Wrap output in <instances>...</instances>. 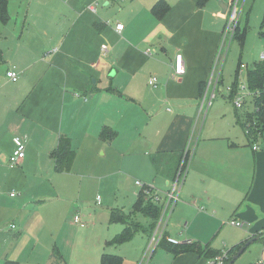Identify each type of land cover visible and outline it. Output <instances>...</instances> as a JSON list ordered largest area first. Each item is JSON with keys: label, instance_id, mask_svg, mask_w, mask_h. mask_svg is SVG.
Segmentation results:
<instances>
[{"label": "crops", "instance_id": "0c3cea01", "mask_svg": "<svg viewBox=\"0 0 264 264\" xmlns=\"http://www.w3.org/2000/svg\"><path fill=\"white\" fill-rule=\"evenodd\" d=\"M157 1L9 0V19L0 22V264H98L105 242L120 232L97 238L95 246L60 233L70 226L84 230L70 222L72 206L62 217L67 201L51 155L60 136L70 139L74 173L91 169L85 157L100 141L117 145L121 154L143 148L155 177L152 184L143 182L162 192L189 142L166 233L211 253L264 234V149H250L233 113L200 107L233 0H207L201 7L196 0H162L168 5L162 17L151 11ZM116 23L123 28L116 30ZM176 53L186 68L178 79L171 77ZM8 70L16 80L6 77ZM151 75L155 86L148 84ZM217 114L221 122L209 125ZM104 126L116 132L113 141L99 138ZM15 136L22 139L24 157L12 165ZM231 219L243 226L230 225ZM216 234L223 246L212 243ZM22 239L24 247L10 243ZM157 248L161 261L152 260V253L144 264L208 259L160 247L171 254L163 261L165 250ZM138 258L133 264H140ZM232 264H264V237Z\"/></svg>", "mask_w": 264, "mask_h": 264}, {"label": "rangeland", "instance_id": "374dc122", "mask_svg": "<svg viewBox=\"0 0 264 264\" xmlns=\"http://www.w3.org/2000/svg\"><path fill=\"white\" fill-rule=\"evenodd\" d=\"M238 4V6H241L237 19L238 26L240 30L245 31L244 37L240 41L237 38L230 39L228 36L224 45H221L223 40L222 21L220 42L215 59L217 68L221 67L222 74L218 89H222L223 92L216 91V97L212 99L209 110L233 113L237 122L236 125L238 124L239 127L241 122L239 117L242 116L243 110H235L231 100L225 96L224 88L232 85L235 81L239 62L251 67L254 62L258 61L259 53L264 49V25H262L264 0H239ZM4 35L6 36V34ZM2 66L3 64L0 63V83L4 76ZM213 67L211 66V68ZM240 78L241 80L246 79V71L241 73ZM170 107L172 106L170 105ZM204 108L206 109V106ZM218 117L219 114L213 115L209 125L220 123ZM208 120L210 121V118L207 119V122ZM116 147L117 145L100 141L97 150L93 149L85 157V164H90L91 169H81L82 171L76 173L69 170L59 172L57 175L60 176L61 188L64 189L63 195L67 201L62 209V217H66L69 213V207L72 206L70 222L73 223L72 216L77 212L80 213L81 220L84 221V230L70 226L66 231L61 230L60 233L67 234L79 245L88 243L95 246L97 238L112 237L116 231H121L122 225L110 219L111 209L118 208L124 213H129L138 194L139 187L136 186V180L152 184L155 179L150 158L144 154L143 148L134 146L127 153L121 154L117 152ZM93 165L95 166L93 167ZM156 181L161 182V178L157 177ZM155 191L163 196L162 191L158 189H155ZM97 196H99V202H97ZM137 220L142 225L148 224V220L141 214H137ZM147 237V232H138L125 244L116 247L109 245L103 250L110 253H120L123 256L122 264H133L132 259H135V256L136 260L142 256ZM211 241L214 244L221 243L222 245L219 234L213 236ZM10 243H16L17 246L21 244V247H24L28 242L26 239H22ZM154 251L152 260L161 261V258L157 257L159 250L156 251L155 249ZM169 256L171 254L165 250L162 253V260H166Z\"/></svg>", "mask_w": 264, "mask_h": 264}, {"label": "built area", "instance_id": "2783aa9c", "mask_svg": "<svg viewBox=\"0 0 264 264\" xmlns=\"http://www.w3.org/2000/svg\"><path fill=\"white\" fill-rule=\"evenodd\" d=\"M238 2L239 0L232 1L230 13L227 16V20L223 28V40L221 45H224L228 36L230 39H233L235 27L238 24V15L241 9V6H238ZM115 28L116 30H121L123 25L121 23H116ZM101 50L102 52H106V47L102 46ZM145 53L151 56L152 50L149 51V49H147ZM257 62H264V49L259 53ZM213 66L214 67L212 68L210 76L204 84V92L201 100L200 107L206 106L205 110H207L210 106L212 99L216 97V91L219 90L220 92H223L222 89H218L221 80V67L217 68L216 59ZM171 67L172 78L178 79L185 74L186 68L181 53L175 54ZM248 69L247 64L240 62L236 70V82L232 85L226 86L224 88V92L225 96L231 100L235 110H243L240 123L245 136L249 140L250 149L256 152L264 149V86L251 87L247 79L241 80V73ZM5 75L12 81L17 78V74L12 70H8ZM148 84L155 86L157 84L156 76L151 75L148 78ZM13 140L15 148L9 156V161L12 165H15L18 164L24 157V144L22 139L18 136H15ZM190 153L191 146L188 142L182 152V155L180 156L181 158L172 178L168 183V187L166 191L163 192V196H160L159 193L151 186L136 180V185L139 187V190H142L146 196L151 198L153 203L160 207L159 217L147 238V243L143 249L140 264L148 262L151 254L157 247H159L162 240H165L170 245L192 243L190 240H180L176 237L170 236L165 231L168 217L176 202L179 200L180 188L187 171ZM14 194V192L10 193L11 196H14ZM97 202H99V196H97ZM72 222L81 226L84 225L79 212L73 214ZM228 223L239 228L243 226V222L234 219L229 220ZM228 257L226 249H222L220 253L208 258L206 260V264H226Z\"/></svg>", "mask_w": 264, "mask_h": 264}, {"label": "trees", "instance_id": "16d2710c", "mask_svg": "<svg viewBox=\"0 0 264 264\" xmlns=\"http://www.w3.org/2000/svg\"><path fill=\"white\" fill-rule=\"evenodd\" d=\"M207 0H196V3L199 7L203 6ZM8 2L9 0H0V22L6 23L9 19L8 14ZM168 9V5L162 1L158 0L151 8V11L157 17H162L165 11ZM262 25H264V14L262 19ZM244 30H240L238 24L235 27V33L233 38H237L238 40H243L244 37ZM2 50L0 48V62H2ZM248 83L251 87L254 86H264V62H254L252 68L248 72ZM236 81L233 82V84ZM203 83L200 88L202 91ZM116 135L114 130H111L108 126H104L100 132L99 138L103 141H110ZM51 155L54 158V169L56 171L62 172L69 170L73 158H74V151L70 145V139L68 137L60 136L58 138V142L56 147L51 151ZM182 155V154H181ZM155 161V157L153 162ZM179 163L177 161L176 167ZM176 169V168H175ZM137 214L143 215L147 220V225H142L137 220ZM160 214V207L153 203L151 198L146 196L142 190H139L138 196L135 199L132 210L129 213H124L118 208L111 209L110 212V219L113 222H118L122 225V229L119 233L114 235L111 239L106 241V245H114L119 246L129 239H131L136 233L138 232H147L150 234L152 229L155 226L156 220L158 219ZM258 235V234H257ZM264 237V236H263ZM241 245L236 244L229 248H226L228 253V260L226 264L231 260L233 254L239 249ZM159 247H165L168 251L172 254H179L185 251H195L199 254L208 255V258L215 256L216 254L220 253L215 252H206V250H201L196 243H181L179 245H170L165 240H162L159 244ZM98 264H122V257L116 253H110L103 251L99 258Z\"/></svg>", "mask_w": 264, "mask_h": 264}, {"label": "water", "instance_id": "95a60500", "mask_svg": "<svg viewBox=\"0 0 264 264\" xmlns=\"http://www.w3.org/2000/svg\"><path fill=\"white\" fill-rule=\"evenodd\" d=\"M264 234H258L255 236H252L250 238H248L247 240H245V242L239 247V249L233 254L231 260L227 263V264H232V262L245 250V248L250 245L252 242H254L255 240H257L258 238L263 237Z\"/></svg>", "mask_w": 264, "mask_h": 264}]
</instances>
